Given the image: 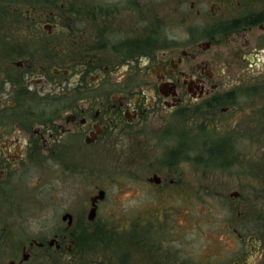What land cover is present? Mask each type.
Returning a JSON list of instances; mask_svg holds the SVG:
<instances>
[{
  "label": "flooded vegetation",
  "instance_id": "flooded-vegetation-1",
  "mask_svg": "<svg viewBox=\"0 0 264 264\" xmlns=\"http://www.w3.org/2000/svg\"><path fill=\"white\" fill-rule=\"evenodd\" d=\"M232 72L264 87V0H0V264H112L94 252L107 194L89 193L87 153L123 150L107 160L135 171L161 150L165 176L131 177L185 189L166 124L227 114ZM230 230L232 264H258L263 241Z\"/></svg>",
  "mask_w": 264,
  "mask_h": 264
},
{
  "label": "rangeland",
  "instance_id": "rangeland-1",
  "mask_svg": "<svg viewBox=\"0 0 264 264\" xmlns=\"http://www.w3.org/2000/svg\"><path fill=\"white\" fill-rule=\"evenodd\" d=\"M224 79L230 85L222 93L233 95L223 101L227 114L166 124L174 136L169 146L180 147L184 157L171 167L172 174L185 189H146L131 177L132 171L138 179L157 172L165 176L170 166L161 150L135 171L127 162L107 160L123 150L87 153L89 193L96 183L107 194L97 220L108 233L94 240V252L104 260L141 264L154 253L158 264H232L244 245L231 235V227L264 244V87L252 93L245 72ZM72 178L73 198L84 204L80 184ZM234 192L239 196L229 198ZM65 195L57 194L61 208L68 203ZM141 239L147 250H140ZM263 254L254 257L258 264H264Z\"/></svg>",
  "mask_w": 264,
  "mask_h": 264
}]
</instances>
